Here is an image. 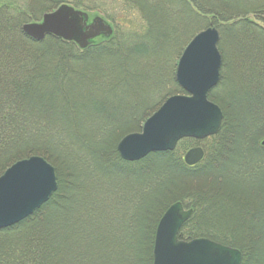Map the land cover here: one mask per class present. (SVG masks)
Listing matches in <instances>:
<instances>
[{
  "label": "trees",
  "instance_id": "16d2710c",
  "mask_svg": "<svg viewBox=\"0 0 264 264\" xmlns=\"http://www.w3.org/2000/svg\"><path fill=\"white\" fill-rule=\"evenodd\" d=\"M157 1L27 0L20 11L18 3L0 0V174L13 162L37 154L57 164L53 163L58 183L52 200L18 224L0 230V264H152L156 225L167 206L176 201L193 209L180 231L182 239L210 238L238 248L242 252L240 264H264V235L260 244L258 239L252 241L242 235L236 238L232 229L222 231L219 225L225 216L220 209L227 204L248 217L251 231L262 227L264 234L261 95H254L256 112L249 111V115L255 113L248 115L251 120L234 129L230 123L233 100L222 102L213 93L208 94L221 107L223 121L220 131L206 139V156L200 164L189 167L182 161L181 154L192 145L191 139L181 140L173 151L152 153L127 163L116 145L125 132L136 127L137 118L129 117L127 123L116 125L113 114L107 115L104 108L113 98L124 100V95L111 92L107 97L108 92H104L102 96L96 89L106 85L110 92L118 83V74L112 68L125 73L131 57L150 55L148 44L139 42L129 51L119 46L117 33L113 32L109 38L101 37L99 42L95 39L80 49L73 42L51 35L35 41L21 30L22 24L36 20L37 12L55 9L62 3L83 11L100 10L114 22L115 32L120 25H132L137 14L144 18V30L150 33L149 48L158 52L152 55L156 62L155 56L158 58L167 36L160 32L162 24L155 13L166 10L165 17L175 15L176 20L178 8L174 7L184 4L182 0ZM188 1L201 12V18L211 15L207 27L218 26L219 33L227 29L232 35L234 25L239 26L240 33L254 28L245 19L246 2L242 0ZM117 13L121 24L115 20ZM235 18L239 21L229 25ZM255 35L260 37L264 31H254ZM175 87L181 91L176 83ZM35 97L38 102L33 100ZM66 100H70L73 121L64 109L52 106L56 102L54 105L61 107ZM84 113L85 121L95 124L89 126L92 129L88 135L79 130ZM144 113L139 121L148 114ZM68 146L72 153L67 151ZM246 182V190H240ZM88 183L90 194L80 198L79 205L91 200L94 203L73 215L68 201ZM102 196L108 198L98 208ZM229 216L235 221L233 214Z\"/></svg>",
  "mask_w": 264,
  "mask_h": 264
},
{
  "label": "water",
  "instance_id": "95a60500",
  "mask_svg": "<svg viewBox=\"0 0 264 264\" xmlns=\"http://www.w3.org/2000/svg\"><path fill=\"white\" fill-rule=\"evenodd\" d=\"M88 19L86 12L61 4L44 13L40 21L24 23L21 30L35 41L51 35L85 49L94 38L109 37L113 32L100 16L89 24ZM218 41L219 33L214 27L198 32L189 41L175 72V80L185 94L169 96L145 120L141 131L120 139L117 150L122 159L135 161L150 152L172 151L183 138L201 140L218 133L223 113L207 96L219 81ZM203 156L201 147H193L186 151L183 160L193 166ZM56 188L54 167L43 157L32 155L12 163L0 175V230L31 216ZM192 212L179 201L167 207L156 225L152 264H240L242 254L237 248L208 238L185 241L178 237Z\"/></svg>",
  "mask_w": 264,
  "mask_h": 264
},
{
  "label": "rangeland",
  "instance_id": "374dc122",
  "mask_svg": "<svg viewBox=\"0 0 264 264\" xmlns=\"http://www.w3.org/2000/svg\"><path fill=\"white\" fill-rule=\"evenodd\" d=\"M207 1L211 2L212 0H207ZM12 2L13 4L18 3L19 6L17 7L19 8L20 11H22L25 8L27 0H12ZM157 2L161 3L162 0H158ZM157 2H155L154 5L158 6ZM182 2L184 4L182 5L177 4L178 7L177 6L174 7V8H178L176 20L173 18L175 17V15L171 16L170 19L165 17L167 13L166 10L165 11L158 10L155 13L156 16H158V18L160 19L162 24L160 27V32L161 31L165 32V35L167 36V40L163 44L164 47L159 48L158 58L157 56H155L156 62L153 59L152 55L153 53L157 54L158 52H154L152 51V49L149 48V45L151 44V40H148V38H150L149 37L150 33L149 32L147 33L144 30L145 29L144 27L146 25L142 21L144 18L141 19L140 17L141 15L140 16H138L137 14L134 15L135 19L132 25H126V24L120 25L119 31L115 32L114 22L107 19L101 13L100 10L85 11L88 14L90 20L95 16H100L104 20H106L109 24H111L114 33H117L118 44L119 46H121V48L123 46L126 49H129V51H131L134 47L140 44L139 42H144L148 44V50L150 55L148 56L141 55L139 57L137 56V58L134 56L131 57V59L128 60L126 63V68H124L125 73H121V70L118 72L114 70V68H112V71H115V73L118 74V83L115 84L116 86L113 87V89L111 88L110 92L108 91V88L105 87L106 85L104 87H98L96 89L99 94H102V96L104 95L103 94L104 92H108L105 94L107 97L111 96L110 95L111 92L113 95H117V94L119 95L122 94V96L124 95L125 98L124 100H119L121 99L120 97H117L116 100H114L113 98L112 99L113 102L111 104H106L104 108V111L106 112L107 115L113 114L114 120L112 121L115 122L116 125L117 124L120 125L122 124L121 122L124 121H125L124 123H127L129 117H131V120L137 118L136 121H138V123H135L136 127H134L132 130L128 132H125L123 136L129 133L141 131L144 121L162 105V103L165 101L166 98H168L171 95L184 93L182 91V88H180V86L176 83L175 80V72H176L178 59L181 53L183 52V50L185 49V47L187 46V44L189 43V41L193 38V36L196 35L199 31L204 30L207 27V25L211 23L210 20L211 15L204 14L205 18H201L200 17L201 12H199V10L195 8L193 3H191L188 0H182ZM243 2H246V5L244 6L247 9L245 12L246 13L245 19L249 24H252L254 28H250L249 30L246 29L244 33H240L239 32L240 30L238 29L239 26L234 25L235 31L232 32V35H230L227 32V29L219 33V41L217 46H218V51L222 58V66L220 69V76L222 77H220L219 84L209 92V93H213L214 96L219 100H221L222 102H228L230 100H233L232 119L230 123L234 125L233 126L234 129L235 127H240L241 123L244 122L248 123V121L251 120L249 116L255 114V113H251L250 115L248 114L250 110L256 112L254 107L256 106L257 102H255V100H257V98H255L254 95L259 94L261 95L260 97H262L261 100H264V35L260 37L257 35L254 36V31H256V33H258V30L264 31V21L262 19V15L264 14V0H242V3ZM149 7L150 5L148 4V8ZM14 8L11 9L13 10ZM46 12L43 11L37 12L36 20H28V22L39 21L42 15ZM119 16L120 14L117 13V15L115 16V20L117 23L119 22V24H121V22L119 21L120 19ZM203 19L206 20L204 21ZM236 21H239V19L235 18L229 22H236ZM215 27L217 28L218 26ZM251 31H253V34L251 33ZM101 39L102 38L99 37L96 40H98L97 42H99ZM173 78L175 82L173 81ZM102 80L104 81V78H102ZM104 82L107 84V81ZM119 83H122L123 86H118ZM175 83L177 84V86L180 88L181 91L176 90ZM101 88H103L102 93L100 92ZM75 95L76 94L74 93V97ZM71 98H73L72 95ZM33 100H36V102H38L37 97H35ZM110 101L107 100L106 103H109ZM46 102L48 103L47 100H41V103H43L44 105H47ZM54 104H56V102L55 103L53 102L52 104V106L55 109H64L67 112L69 118L72 121L74 120V115L70 107V100H66V103L64 105H61V107H59L60 105H54ZM156 105L158 107L156 108V110H153L156 107ZM242 111L243 113H241ZM144 112L148 114L144 115L142 119L139 121L138 117L145 114ZM256 115L255 117H259L258 115L257 116ZM77 116L79 117V115ZM84 118H86L85 113L81 117L82 121L80 122L81 127L79 128V130L82 132V134L85 133V135H88L89 131L92 129V127L89 128V126L95 124H91L88 121H85ZM100 121H102V119H100ZM136 128L138 130H136ZM120 139L118 140V142L120 141ZM193 142L195 145V141ZM196 145L204 148L205 156H206V148H205L206 139L202 141H198ZM116 150H117V146H116ZM67 151L71 152L72 148L68 146ZM183 153L181 154L182 156ZM56 154L62 155L63 153L56 152ZM32 155H37V154H29V156ZM26 156L29 157L28 155ZM47 162L54 167L53 165L54 162L51 163L48 160ZM54 164L57 165L56 163ZM54 171H55V167H54ZM55 176H56V171H55ZM92 180L93 179L91 177V181ZM63 182L65 181L63 180ZM56 183H57V177H56ZM246 184L249 183L248 182L243 183L241 187L242 189L240 190H246L245 188L248 187V185ZM57 187H58V183H57ZM56 191L53 192V194L49 197L48 201L51 199V197H53ZM81 191L82 192L79 194V190H78L73 195V197H71L68 201V204L70 205L68 210L71 211L73 215H76L81 210L84 211L85 208H87L90 205H93L91 204V202H93L92 200L88 202L86 205L85 204L79 205L80 203L79 199L83 198L84 196H89L90 194L89 183L87 185L85 184V186L81 188ZM116 194L117 196H119L117 190H116ZM181 196L183 197L184 193L181 194ZM97 197L100 198L101 195ZM102 198H104V200L100 199L97 203L98 208L100 205L106 204V200L108 197L102 196ZM98 208L94 205V209L98 210ZM220 211L221 212L225 211V216L222 217L221 223L219 224L221 225L222 231L232 229L234 234H236V238L242 235L252 241L253 240L256 241L258 239L260 244H262L264 234L262 232L261 226L259 230H256L255 232L251 231L250 224L248 226V221H249L248 217L244 216L241 211L237 213L233 208L231 209L227 204H224L222 206V210L220 209ZM214 214H219V213L215 212ZM230 214H233L235 216V221L233 220L234 217L229 216ZM217 229L218 228H216L215 230L220 231ZM179 236H181L180 233L178 234V237Z\"/></svg>",
  "mask_w": 264,
  "mask_h": 264
},
{
  "label": "bare ground",
  "instance_id": "6f19581e",
  "mask_svg": "<svg viewBox=\"0 0 264 264\" xmlns=\"http://www.w3.org/2000/svg\"><path fill=\"white\" fill-rule=\"evenodd\" d=\"M234 23H236V22H228V24L229 25H232V24H234ZM27 36V35H26ZM28 37V36H27ZM30 38V37H29ZM32 39V38H31ZM221 61H222V59H221ZM222 125V124H221ZM220 129H221V126H220ZM220 129H219V131H220ZM124 137V136H123ZM122 137V138H123ZM117 146V145H116ZM117 152H118V150H117ZM158 152V151H157ZM163 152V151H162ZM152 153H156V152H150V153H148L147 155H145L144 157H142V158H140V159H138V160H135V161H129V160H124V159H122L123 161H125V162H127V163H134V162H138V161H140V160H142V159H144L145 157H147V156H149V155H151ZM118 154H119V152H118ZM37 156V155H36ZM119 156H120V154H119ZM42 157V156H41ZM44 158V157H43ZM45 159V158H44ZM46 160V159H45ZM47 161V160H46ZM14 163V162H13ZM11 165V164H10ZM9 165V166H10ZM8 166V167H9ZM7 167V168H8ZM156 229V228H155ZM153 241H154V239H153Z\"/></svg>",
  "mask_w": 264,
  "mask_h": 264
},
{
  "label": "flooded vegetation",
  "instance_id": "af4514ba",
  "mask_svg": "<svg viewBox=\"0 0 264 264\" xmlns=\"http://www.w3.org/2000/svg\"><path fill=\"white\" fill-rule=\"evenodd\" d=\"M263 15H264V14H263ZM263 15H262V16H263ZM218 132H219V131H218ZM261 145H262V146H264V141L262 142V144H261ZM195 146H197V145H195ZM189 147L191 148V146H189Z\"/></svg>",
  "mask_w": 264,
  "mask_h": 264
}]
</instances>
